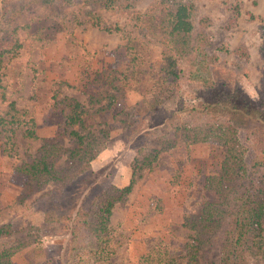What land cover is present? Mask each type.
I'll return each instance as SVG.
<instances>
[{
  "label": "rangeland",
  "instance_id": "1",
  "mask_svg": "<svg viewBox=\"0 0 264 264\" xmlns=\"http://www.w3.org/2000/svg\"><path fill=\"white\" fill-rule=\"evenodd\" d=\"M176 2L192 4L193 31L216 55L209 67L212 79L224 88L238 87L264 112V0H129L128 6L117 8L32 3L3 27L0 46H8L13 38L20 46L13 54L2 55L0 115L13 101L24 111L23 120L32 118L37 137L21 136L23 121L0 128V224L9 223L13 230L0 238V249L14 239L28 244L10 256L12 264H94L88 247L68 250L70 233L63 221H54V215L65 212L72 217L76 209L87 208L100 190L127 184L129 163L144 132L176 100L183 105L200 102L196 82L189 77L191 50L175 61L177 93L165 85L161 71L164 47L159 20ZM126 45L134 46L139 59ZM109 92L116 98L102 109ZM69 98L87 108L85 121L93 129L107 127L105 148L61 191H47L51 187L47 185L25 194L26 178L15 168L32 158L39 139L71 145L63 132ZM249 118L259 117L252 112ZM247 122L241 120L237 126L246 128ZM6 140L10 151L3 149ZM221 155L222 149L211 143L187 148L178 144L161 153L151 169L140 171L125 199L111 209L114 253L108 263L134 264L158 240L171 252H182L188 233L181 225L182 215L195 210L204 197L203 178L217 171ZM262 227L264 250V219ZM216 255L215 246L204 247L197 264H207ZM248 262L264 264V254L250 252Z\"/></svg>",
  "mask_w": 264,
  "mask_h": 264
},
{
  "label": "trees",
  "instance_id": "2",
  "mask_svg": "<svg viewBox=\"0 0 264 264\" xmlns=\"http://www.w3.org/2000/svg\"><path fill=\"white\" fill-rule=\"evenodd\" d=\"M79 4L89 8H117L128 6L129 0H0V35L3 27L28 4L48 5ZM192 4L176 2L164 11L159 26L160 44L164 47L161 55V71L165 85L179 89V69L175 61L184 57L189 49L193 52L189 77L196 82L200 102L182 104L176 100L165 109L155 125L144 132L143 142L136 148L131 159L130 175L123 186L109 185L93 196L87 208H78L71 217L68 213L54 215V221H63L70 233L68 250L79 246L88 247L94 264H109L114 253V242L109 226L111 209L115 203L122 202L131 190L140 171L152 168L158 156L183 144L185 148L195 143H211L222 149L221 159L215 173L203 178L204 197L192 212L182 215L181 225L188 231L182 252L173 253L167 244L158 240L138 255L134 264H197L198 252L208 246L217 248V255L207 264H249L248 253L259 252L261 248L262 222L264 219V112H260L238 87L224 88L211 77L210 64L216 55L207 50L204 37L195 34L189 19ZM93 24L97 25L96 22ZM20 44L13 38L8 46H0V77L4 68L2 55L14 53ZM126 50L139 59L133 47ZM133 60V58H132ZM132 71V70H130ZM116 90L124 88L113 86ZM107 109L116 98L109 92ZM0 98L4 99L0 83ZM93 98V97H92ZM245 106L241 105V102ZM246 105H249L248 108ZM63 114L64 134L71 145L63 147L53 138H40L35 154L22 161L16 170L26 178L22 190L25 194L41 190L50 185L47 191L59 192L76 176L89 168V162L105 148L108 129L102 126L93 129L87 124V108L80 102L69 98ZM160 109V108H158ZM255 112L259 117L249 118ZM24 111L15 108L9 101L0 115V128L5 124L26 126L21 130L23 138L37 139L31 117L23 120ZM247 120L248 127L240 129L237 123ZM122 121V120H120ZM12 134L14 128H8ZM6 139H10L8 136ZM4 150L10 151L6 142ZM12 145V142L9 144ZM64 156L60 164L56 160ZM9 223L0 224V238L13 233ZM27 242L14 239L0 249V264H12L10 256ZM38 264H49L38 263Z\"/></svg>",
  "mask_w": 264,
  "mask_h": 264
}]
</instances>
